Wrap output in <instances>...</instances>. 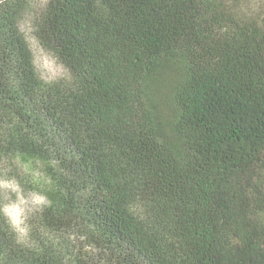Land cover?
Wrapping results in <instances>:
<instances>
[{"label":"trees","instance_id":"obj_1","mask_svg":"<svg viewBox=\"0 0 264 264\" xmlns=\"http://www.w3.org/2000/svg\"><path fill=\"white\" fill-rule=\"evenodd\" d=\"M0 0L2 165L38 170L0 264H264V14L231 0H45L46 81ZM71 235L75 238L68 243Z\"/></svg>","mask_w":264,"mask_h":264},{"label":"rangeland","instance_id":"obj_2","mask_svg":"<svg viewBox=\"0 0 264 264\" xmlns=\"http://www.w3.org/2000/svg\"><path fill=\"white\" fill-rule=\"evenodd\" d=\"M232 4L244 14L248 15H263L264 0H231ZM45 0H27V5L24 8L20 17L21 29L26 34L31 48L34 53L35 63L40 71V74L46 81H56L69 76L66 68L60 64L55 56L44 49L34 35L35 21L41 14ZM16 164L5 163L2 165L5 171V180L3 185L8 184L9 187H3L7 190L5 205L19 203L23 201L24 231H20L25 235L28 220L30 215L34 213L37 206L44 200L41 188L45 182L42 174L37 170H31L21 161ZM75 240L71 235L68 236L67 242Z\"/></svg>","mask_w":264,"mask_h":264},{"label":"clouds","instance_id":"obj_3","mask_svg":"<svg viewBox=\"0 0 264 264\" xmlns=\"http://www.w3.org/2000/svg\"><path fill=\"white\" fill-rule=\"evenodd\" d=\"M3 186L9 187L10 185L5 184ZM22 203L23 201L19 203L8 204L5 205L3 209H0V211H2L3 214L8 217L12 226L20 231H24V228L22 227L24 224L23 208L21 207Z\"/></svg>","mask_w":264,"mask_h":264}]
</instances>
